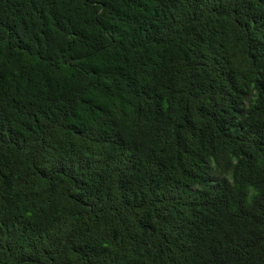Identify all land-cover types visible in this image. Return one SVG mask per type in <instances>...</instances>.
<instances>
[{
  "label": "trees",
  "instance_id": "16d2710c",
  "mask_svg": "<svg viewBox=\"0 0 264 264\" xmlns=\"http://www.w3.org/2000/svg\"><path fill=\"white\" fill-rule=\"evenodd\" d=\"M0 264H264V0H0Z\"/></svg>",
  "mask_w": 264,
  "mask_h": 264
}]
</instances>
